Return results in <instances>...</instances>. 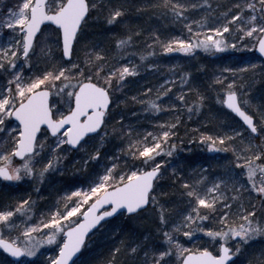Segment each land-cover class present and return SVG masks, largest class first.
Wrapping results in <instances>:
<instances>
[{"label": "snow or ice", "instance_id": "snow-or-ice-1", "mask_svg": "<svg viewBox=\"0 0 264 264\" xmlns=\"http://www.w3.org/2000/svg\"><path fill=\"white\" fill-rule=\"evenodd\" d=\"M126 4L16 0L0 15V36L11 33L0 40V178L35 181L36 193L0 203V264L9 259L33 264L23 258L44 251L40 264H88L82 259L86 242L116 217L137 222L144 217L154 226L114 246L102 264H123L122 252L129 264H237L246 253L247 264H264V248H248L264 237V102L253 104L245 79L249 73L264 76V0H143L137 11L155 9L161 18L181 24V33L145 34L127 26V34L108 35L107 26L125 20ZM196 10L202 14L193 19ZM90 24L99 26L90 29ZM140 38L151 49L140 53L141 60L155 57L156 49L194 55L198 49L242 48L261 55L219 70L203 87L193 82L191 71L177 76L174 64L162 90L153 95L145 86L129 97L126 78L138 75L142 66L119 63L105 41L113 40L127 54ZM177 84L175 102L163 103L161 97L167 99ZM210 89L235 122L227 131H201L198 125L188 130L189 143L231 151L233 159L222 176L210 178L207 164L186 176L179 167L170 168L184 143L182 115L141 129L127 104L140 105L143 113H186L191 121L208 102ZM73 150L74 175L49 203L41 195L43 185L49 174L62 173Z\"/></svg>", "mask_w": 264, "mask_h": 264}, {"label": "trees", "instance_id": "trees-1", "mask_svg": "<svg viewBox=\"0 0 264 264\" xmlns=\"http://www.w3.org/2000/svg\"><path fill=\"white\" fill-rule=\"evenodd\" d=\"M114 3H119L120 0H113ZM143 0H127L126 6L130 9L125 20L120 21L112 26H107V34H127L125 29L127 26L140 27L144 30L145 34L153 30H159L164 35H179L182 31V26L179 23L173 22L170 19H163L155 9H145L143 11H137ZM155 2V0H151ZM220 2V1H219ZM228 0L223 1V4H227ZM95 16V13L93 14ZM193 19L199 18V10L193 11L191 13ZM99 25L90 24L89 28L98 27ZM105 46L110 49V56L114 55L115 59L119 63L133 62L142 66V70L138 75L132 76L127 79V83L124 86V93L131 97L138 92H142L145 86L153 89V95L156 94L157 89L162 90L164 81L170 76L172 71L171 65H177L175 70L176 75H180L182 72H192V80L195 84L200 85L201 87L209 84L211 78L221 69H224L227 63V58L225 55H214L210 52H205L202 49H198L196 54H186L182 52L174 53H162L159 49H156L155 57H148L146 60L140 59V53L142 51H151V49L146 47L145 41L143 38H140L132 47L127 49V54L120 52L114 46V41L108 39L105 41ZM254 58L256 57L252 54ZM112 62V61H110ZM147 64H155L158 67L156 69L147 68ZM203 66V67H201ZM227 73H225L226 75ZM249 75H251L249 73ZM251 79L255 80L258 92L264 96V76L257 74L256 77L249 76ZM178 84L175 86L173 92L170 96L165 99L161 97L163 103H168V100L175 102V92L180 91ZM208 102L205 104V107L201 110L199 114H193L192 120L189 121L187 114L176 113L173 110H164L162 113L152 114L151 118H146L142 121H137L141 129L150 128L155 120H167L173 115H182V125L180 128V138L184 141L183 146L178 149V153L175 157L171 158L172 163L171 167H179L184 171L185 175H190L193 169L203 167L205 164L209 166L208 175L212 178L215 175H222L225 172L226 166L233 159V154L231 151H212L209 150L206 146L201 144L198 140L189 143L192 137V133L188 130L200 125L201 131L213 130V131H227V121H235L233 115H229L221 105L215 100V93L213 90H209ZM121 100L124 99V96L121 95ZM124 108V105L120 106ZM140 105L135 104L131 101L127 104V110L135 112ZM111 154V153H109ZM77 157H73L72 154H69L68 159L65 161L71 167H66V174L59 177L60 186L58 189L55 188V183L58 180H54L52 183H49L50 186H43L45 191L42 192L43 195L49 197V201L54 200L56 193L63 186H65L69 177L73 176V167L72 162ZM67 164V166H68ZM75 167L79 168V164H76ZM21 184L19 188L21 189H9L7 193L1 191L0 189V203H6L12 199L25 194V188ZM29 185V184H28ZM31 186V185H29ZM52 186V187H51ZM30 190V189H29ZM23 193V194H22ZM7 195V196H5ZM48 201V202H49ZM180 203L179 201H174ZM43 206V204H40ZM154 222L151 220H146L144 217H141L139 222L135 220H127L126 218L116 217L114 220H110L106 224V230H101L100 233L95 232V235L92 234L88 241H92V245L89 249H84V255L82 259L88 262V264H102L104 258H106L111 249L120 244L121 241L127 242L132 238L133 234H139V232L144 229H152ZM116 228H121L122 231L116 232ZM115 232V235H113ZM205 234L198 233L196 234L197 239L203 240ZM87 241V244H88ZM185 243H187V238H184ZM0 258H4V254L0 252ZM119 259L123 264H129V258H127L122 252ZM12 263V261L7 260V264Z\"/></svg>", "mask_w": 264, "mask_h": 264}, {"label": "rangeland", "instance_id": "rangeland-1", "mask_svg": "<svg viewBox=\"0 0 264 264\" xmlns=\"http://www.w3.org/2000/svg\"><path fill=\"white\" fill-rule=\"evenodd\" d=\"M219 1L222 3L223 1H226V0H218V2ZM15 3H16V0H0V15L6 14L7 13V8L8 7H12ZM220 10L222 11L223 9H220ZM201 14H202V12L199 11V15H201ZM9 35H11V33L6 30L5 33L2 36H0V40H6ZM213 54L216 55V56H218V55H225L226 56L228 61L226 63L225 68H229V67L236 68V67H241L243 63H247L249 61L255 62V58L252 57L253 56L252 54H254V49H242V48L232 49V48H229V49H225L224 51H219V52H216V53H213ZM249 76H251V75L248 74L245 77V79L248 80V82L250 83V85L252 87V92L250 93V97L252 99L253 104L254 105H258V104L264 102V96H262L260 94V93H262L261 91H260V93L258 92L257 86H255L256 84H254V83H256L255 80L251 79ZM169 78H170V76H168V78L166 80H168ZM134 113L138 114L137 117H136V121H142V120H144V119H146L148 117L151 118L153 116L152 114H155V113H143L141 111V106L139 108H137V110ZM234 122H235L234 120L233 121H227L228 128L231 127V125ZM70 154H72L73 157H77V153L75 152V150H73V152L70 153ZM67 164L68 163L65 162L66 167H71L69 164L67 166ZM66 167L62 170V173L61 172H53V173L49 174V176L47 177V180L45 181L43 186H45V185H47V186L49 185L50 186L49 183H52L54 180H58V182L55 183L56 184L54 186L55 188H52V189H58L59 186H60L59 177H61L64 174H66V169H67ZM218 176H222V175H220V174L219 175H215L212 178H215V177H218ZM21 184H24V183H22V182H12V181L6 182V181H3V180L0 179V189H2L1 191H3V194H4V192L7 193V191L10 188L11 189H18L19 185H21ZM34 184H35V181H33L32 184H29L31 186H29L28 184H27L28 186L27 185L26 186L22 185V187H24L25 190H26L24 192L25 193L26 192H32V195L35 196L36 193L34 191H32V186ZM43 194L41 193V195H43ZM5 196H7V195H5ZM43 196H45V195H43ZM12 200H14V199H12ZM8 202H10V201H8ZM8 202H6V203H8ZM50 202L51 201H49V203ZM40 204H42V203L41 202L37 203V209L38 210H43V206H41ZM103 229L106 230V225H105L104 228L99 229L97 233H100V231L103 230ZM97 233H95V235ZM196 234H198V233H196ZM92 244L93 243H92L91 240L88 241V244L86 246L87 249H89ZM43 247L45 249H48V250H51V251H55L54 246L45 245ZM248 248H249L250 252H258L261 248H264V237H257L254 242H250V244L248 245ZM46 257H47V251H44L42 253V255H40L38 257H25V258H23V260L32 261L33 264H40V262L43 261ZM248 259H249V254L248 253H246L244 255H241L239 257L238 261H237V264H247ZM10 264H14V263L12 262Z\"/></svg>", "mask_w": 264, "mask_h": 264}, {"label": "water", "instance_id": "water-1", "mask_svg": "<svg viewBox=\"0 0 264 264\" xmlns=\"http://www.w3.org/2000/svg\"><path fill=\"white\" fill-rule=\"evenodd\" d=\"M255 53H256V55H258V56H260L261 54L257 51V50H255ZM225 107V106H224ZM225 109H226V107H225ZM227 110V109H226ZM228 111H230V110H228ZM234 115V114H233ZM17 159H19V158H17ZM11 260V259H10ZM11 261H13V260H11Z\"/></svg>", "mask_w": 264, "mask_h": 264}, {"label": "flooded vegetation", "instance_id": "flooded-vegetation-1", "mask_svg": "<svg viewBox=\"0 0 264 264\" xmlns=\"http://www.w3.org/2000/svg\"><path fill=\"white\" fill-rule=\"evenodd\" d=\"M17 162H20V160L17 159ZM0 179L3 180V181H6V182H10V181H7V180H5V179H3V178H0Z\"/></svg>", "mask_w": 264, "mask_h": 264}]
</instances>
